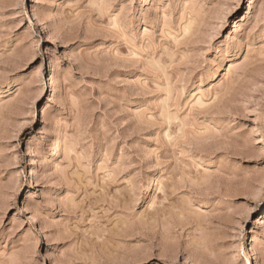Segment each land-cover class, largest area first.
<instances>
[{
	"label": "rangeland",
	"instance_id": "1",
	"mask_svg": "<svg viewBox=\"0 0 264 264\" xmlns=\"http://www.w3.org/2000/svg\"><path fill=\"white\" fill-rule=\"evenodd\" d=\"M256 262L264 0H0V264Z\"/></svg>",
	"mask_w": 264,
	"mask_h": 264
},
{
	"label": "bare ground",
	"instance_id": "2",
	"mask_svg": "<svg viewBox=\"0 0 264 264\" xmlns=\"http://www.w3.org/2000/svg\"><path fill=\"white\" fill-rule=\"evenodd\" d=\"M57 77V72L55 71V69H53L52 73H51V79H55ZM204 98V97H203ZM199 100V99H198ZM197 102V101H196ZM201 103V101H198ZM199 103V104H200ZM57 124V123H56ZM59 125V124H58ZM56 126V125H55ZM57 127V126H56ZM59 127V126H58ZM57 130V129H56ZM61 145V135H60V130H57L56 133H54L52 135V138L50 139V142H49V148H50V151L49 152H52L51 155H57L58 153V149H59V146ZM257 263V262H256ZM258 264V263H257Z\"/></svg>",
	"mask_w": 264,
	"mask_h": 264
}]
</instances>
